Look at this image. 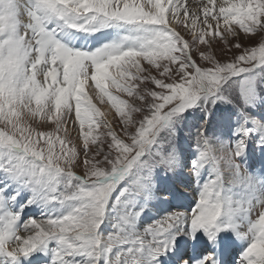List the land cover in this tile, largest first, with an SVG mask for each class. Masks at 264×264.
I'll list each match as a JSON object with an SVG mask.
<instances>
[{
    "label": "snow or ice",
    "instance_id": "obj_1",
    "mask_svg": "<svg viewBox=\"0 0 264 264\" xmlns=\"http://www.w3.org/2000/svg\"><path fill=\"white\" fill-rule=\"evenodd\" d=\"M0 264H264V0H0Z\"/></svg>",
    "mask_w": 264,
    "mask_h": 264
},
{
    "label": "rangeland",
    "instance_id": "obj_2",
    "mask_svg": "<svg viewBox=\"0 0 264 264\" xmlns=\"http://www.w3.org/2000/svg\"><path fill=\"white\" fill-rule=\"evenodd\" d=\"M187 3L189 5H191L192 0H187ZM219 3H221V0H217V4H219ZM105 30H109V29H102V31H105ZM111 30L115 31V29H111ZM241 32H242V30H241ZM99 34L100 33H94L92 35H95V36L99 37ZM246 35H251V34H246ZM103 42H105V41H103ZM76 46L79 47L80 43L78 44L76 42ZM95 46L98 47L100 45H99V43H97ZM228 55H231L230 51L228 52ZM144 63L145 62L142 61V64H144ZM234 79H239V78H234ZM109 90L112 91L114 95H118V96H120L123 99H128L126 93H123L122 91L115 89L111 85H110ZM93 102L97 103V106L100 107L101 110L104 111V112H106L104 110L105 109L104 107H108L109 110H111L112 116H111L110 120H113L114 127H116L117 131L119 132L120 131V126L117 123V121L119 120V115H118V113L115 112L114 107L112 106L111 102L107 99V97H104L103 103H100L98 97H93ZM252 111L255 113L256 109H253ZM183 115H184V119H183V121L180 122V124L178 126V129H177L178 132L180 133V137L178 139V143L182 144L184 146V148L188 150L189 155H191V149L188 147V145L190 143L189 136H190V134H194L196 127L199 126L201 120L204 118V113L199 108H193V109H189L188 111H186ZM114 117L116 118L115 120L113 119ZM93 134H95V133H93ZM216 134L219 135V133H216ZM250 167L251 168L254 167V170H259L261 168L259 166V164L250 165ZM206 176H207V174H206ZM189 182H191V185L189 184ZM194 183H195V180L189 178L188 182L185 184V187L188 188V189L194 188V186H195ZM181 191H184V189L182 188ZM191 198H192V195H191V192L189 191V192L185 193V198L183 200H185L187 203L189 202L188 205H190V204L193 203V202H191ZM151 203H155V201H152ZM174 203H175V206H176V202H174ZM175 206L172 204V205L166 206V207L170 208V207H175ZM25 211H27V210H25ZM142 217L143 216H141L140 220H142ZM148 223H151V220H149L147 222V224ZM107 229L110 231L111 230V225Z\"/></svg>",
    "mask_w": 264,
    "mask_h": 264
},
{
    "label": "bare ground",
    "instance_id": "obj_3",
    "mask_svg": "<svg viewBox=\"0 0 264 264\" xmlns=\"http://www.w3.org/2000/svg\"><path fill=\"white\" fill-rule=\"evenodd\" d=\"M105 31H109V32H112V30L111 29H109V30H105ZM87 35V34H86ZM100 35V34H99ZM78 44L80 43L81 44V40H77L76 41ZM101 42H103V40H101ZM106 42V41H105ZM89 94H91V93H89ZM105 109V114L107 115V118H109V120H110V118H111V116H112V112H111V110H109V108L108 107H104ZM255 164H259V163H255ZM249 165H254L252 162L249 164ZM259 166L261 167V165L259 164ZM189 184L191 185V182H189ZM191 202H193L194 203V201H193V199L191 198ZM177 203V202H176ZM178 203H180V204H183V205H185V206H187L188 204H189V202L187 203L185 200H181V201H179ZM38 209H40L39 207H38ZM155 218V215L153 214V216H151V217H142V220H140L139 222H138V224L139 225H147V222L149 221V220H152V219H154ZM111 224L108 222V221H106L105 222V225H104V227H106V228H108L109 226H110ZM22 235H25L24 233H22ZM246 246V245H245Z\"/></svg>",
    "mask_w": 264,
    "mask_h": 264
}]
</instances>
